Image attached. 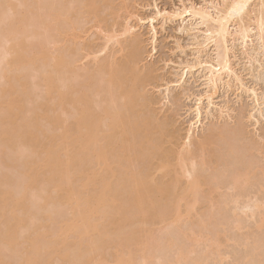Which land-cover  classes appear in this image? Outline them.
Masks as SVG:
<instances>
[{
    "label": "bare ground",
    "instance_id": "6f19581e",
    "mask_svg": "<svg viewBox=\"0 0 264 264\" xmlns=\"http://www.w3.org/2000/svg\"><path fill=\"white\" fill-rule=\"evenodd\" d=\"M129 1H133L134 3L136 1L142 2L143 0H0V52L1 54L3 53L0 58L6 56V58L4 57L5 66L2 74L5 82L3 84V87H1L2 85L0 86V144H3L4 147V144H9L10 140L14 139L15 137L16 139H14L13 141H15L16 143L17 140L18 143L22 146L27 144L28 146H26L28 148H23H25L30 153L34 151H31V149H35L34 147H36V141H40L39 138L42 141L43 138L45 140V137H47V141H42L45 144H43V146L39 145L40 148L43 147L41 151H39V154L41 155V158H39L41 163L44 164L43 168L49 167V176L47 177V181L51 180L49 182L53 183L54 190L56 191L55 192L52 190L51 193L57 194L58 192L57 196H53L54 194L51 195V193L49 192V196L48 192L44 193V188H40L39 190H41V192L42 190L44 191L41 193L42 195L40 194V192V195L35 194L36 192L34 193L36 196H39V200L37 197L33 196V193L32 195H30L33 190V186L35 185V177L40 170V166L38 165L37 161L29 158V154V156H23L25 161L24 163H22L23 160L21 162V165L23 166H21L22 170H20V175L23 176L21 178L22 183H20L23 186L20 185V183L18 185H20L21 187L17 186L20 188V192H18L19 188L13 187L12 184H9L13 182L12 179L11 182L10 179H7L9 180V182H3L2 179L6 180L7 177L3 176L1 178L0 176V184L1 182L3 183V186H1L2 184L0 185V187H2V190H0V203H3L4 205L7 204L5 206H7L8 208L10 206V209L8 210L11 212L8 214V217L12 219V221H8V229L6 227H2L6 225L5 221L8 220V217L5 213L2 214L1 212V209L4 212L5 209L3 208L5 206L1 207L0 214L7 218H5L4 221V217L1 216L2 219L0 218L1 224L4 223L2 226L0 224V231L2 228L4 229V231L2 230L3 232H0V236L5 232L3 234L4 236H1V238L3 239L0 238V241H2L4 244H2L1 242L0 243L4 250L8 249V247H12L10 250L13 251L16 248L14 250L15 252H11L14 253L13 256H16L17 253V256L20 257H18L19 261L16 260L18 258L14 259L16 260V262L13 260L15 264H33L34 262L36 264L39 262V257L41 258V254H44L45 250V254L42 255L43 260H45L44 258L48 256V254L49 256L51 253L53 254L50 256L51 260H49L50 258L46 257L48 259L46 262L44 261L46 264H53L55 260L52 259H56V256H59V261L64 260V257L66 260L68 259L66 258V256H71V251L65 250L66 248H64V245H67V243V249H71V247H68L70 246L69 243L71 244V246L77 244V250L79 252L76 251V264H78L79 261L80 264L81 260L83 261V264H105L106 260L105 256H103L105 255V253L102 251L101 247H103V249L109 248L108 244L111 242L114 243V241H117L118 239H120V243L123 242L122 245L124 244L123 240H129L130 233L131 235L133 233L129 231V228H131V226L133 225V221H131L130 217H137L138 213L141 216H144L146 214L148 217L147 213L149 212L151 218L154 214L152 220L155 221L158 219V217L154 219L157 214L155 215V211L153 210H157V206H162V208H159L156 213H158L159 215L161 212H164L162 213L163 216H161L163 218L166 213L170 212L173 214L172 217L176 218L175 221H177V219L179 220L178 213L180 211V208L182 207L181 201L185 202V212H189L193 201H197L196 197L198 196L199 192L197 194L196 192L200 191V186L202 187L201 181L203 183L205 182V184L208 182V180L204 177V179L202 178L203 180L197 177L199 176V172L196 170H200V168L206 166L202 164L211 162H204V160H208L205 157L207 155L206 152L208 150V144L212 142L210 136L212 134L209 133V135H202L201 137H199V139L195 140L196 142L193 141L196 143L193 144L191 138L193 130L199 128V125L202 124L203 113L205 118H207L208 115L212 112V110L210 109L212 105V98L219 90V87L221 86L220 84H222L223 86H227L230 84L229 82L231 78L234 77L235 81L240 82L239 84L241 86L243 85L241 79L234 71L232 61L230 59V54H232L233 51L231 47H229L228 41L230 40V38L232 41L234 40V38H237V40L239 39L241 41L240 43H242V45L246 47L247 42L250 40V33L254 28L255 30H257V32L255 33H258L257 35L259 36V38H263L264 15L263 17H258L256 21L254 19H250V23L251 20L253 24L255 22L254 27H252V24H246V21L244 22V20L246 19L244 18V16H249V14L251 13L248 11L249 3L251 1L254 2L255 0H203V3H201L202 1L200 2L201 4H196L188 0H186L188 1V4H185L186 2L184 0H179L182 3L181 7H179V5L174 6L169 10H167L166 8L159 9L158 5L154 3L155 12L153 11V15L142 16L140 14L141 16L138 17L139 11L137 9L135 11L131 7L133 3ZM262 3H264V0ZM17 6L20 7V9L18 8L19 10L17 9ZM135 12L137 14H135ZM106 14L110 16H108L109 19L112 16L111 21H113L114 18L115 20L113 22L110 21L109 23H107V21L109 20L106 19ZM133 15H137V18H132ZM257 15L258 13H255V15L252 16L256 19ZM120 16L121 19H124L125 23L120 22ZM252 16L250 15V17ZM117 17L118 21L120 20V24H118L119 22L116 21ZM131 18L134 19V22L137 19V22L139 24L141 23V25L147 21L146 23L150 24L153 39L156 33L154 21L159 20L164 22L167 20H178L183 23L187 19V21H190L191 25L194 26V28L190 29H195L196 32L201 34L200 36L202 39H196L197 42L195 44L194 50L198 55L194 63L185 64L181 76L176 80L171 79L172 81H165V89H170L168 87V84H171V82L174 83L176 87L178 86L179 88H182V82L184 81V79H182V75L184 73L192 74L193 70L201 72L202 82L206 89L203 92L198 93V95L195 97L194 106L192 107V109H190L193 113V118L189 122L188 127L183 135L179 132L180 129L176 130L178 128L175 124L174 125L176 127L172 125V117L168 116L167 118H165V120H161V123L158 119L154 118L157 112L155 110L156 108L154 109L155 106H153L152 104L156 102L153 101L154 99L151 100L153 98L150 95L151 93H148L149 95H147L148 90L146 91L144 87L145 85L147 86V84L150 85L151 83H153L154 85L155 82L157 83L158 78L156 77L157 75L154 76L155 74L153 73V69H147L150 71H146L145 76L139 75V73L141 72L139 70L140 66H138L140 64L138 63L141 62L144 58V50L146 49L144 48L145 44H143V39L140 37V35H138L139 33L136 29V26H138L139 24L136 22L137 24L134 25L135 23ZM83 20H87L86 24L88 23L90 29L96 28L98 33L95 32L96 34H94L96 36L99 35L98 38L101 39V41L99 39H97L99 41H93L99 43L90 41L89 43H86V40L91 37L92 33L91 35L89 34L88 39H86L87 37L85 38V43H83L84 41L82 42V38V46L81 44L79 46V42L75 41L78 38L80 39V34H85V32L87 34V31L89 30V28H87L88 25H85L86 27L83 26ZM6 21L7 23L2 24V26L1 23H5ZM128 21H131V23H129ZM80 28L82 29V31H79L81 30ZM83 28L85 29L83 30ZM77 33H79V36H77ZM69 36H73V40L68 38ZM68 39L72 41V43ZM59 40L61 42L59 43L60 47H56L57 51H54L55 53H51L53 51L49 52V43L55 41H57L58 43ZM4 42H6V44ZM66 42H70V46L73 48L69 47V44L68 46H66ZM111 42H113L112 44H115L117 47L116 50H114V47L112 50H110L111 53L114 52L113 55H115V52H118V50L120 51V53L121 51L125 53H121V56L123 57L124 55V58L122 59L121 57L120 60H118L119 62H117V58H115L114 56V58L110 57L111 59L109 60H101V58L99 57L100 54L108 52L109 44H111ZM72 44H75L76 47L75 45L72 46ZM67 47L70 48V51ZM151 49L152 51H154L155 46ZM209 49H211V51L213 52L214 57H208V59H204L203 54L204 52L207 53ZM78 51L81 53L78 54ZM72 55H76L74 59H72L74 57H72ZM81 57H85L87 59L89 57L92 60H96L99 57L100 59L98 60L100 61H95V66H93L94 68L91 66L92 69H87V71L91 69L90 71L87 72L86 70H83L82 72V69L80 70L75 65V61L79 60ZM1 60L0 61L3 62V58H1ZM10 61H13V63H10ZM78 62L79 61H77V63ZM36 66L37 68L42 67L40 68L42 70H37ZM23 68L26 69L23 70ZM29 68L30 70L32 68L34 70L36 69V71L38 72L41 71L39 72L40 75L36 74V81L39 80L38 84H42L45 88L44 94L48 99L45 97L44 98L49 102H45V106L42 105L44 104V102H42V104L39 103V105L41 104V106L37 105L38 107H34V113H31L32 115H34L36 111L40 113H36L37 115H34L33 117L29 116L26 118L24 114L27 110L30 113V109H25L27 108L25 107L23 114V107L26 106L27 101H32L31 98H29L30 96H32L29 93L30 87L29 85L28 88L26 86V83L29 84V82L28 80H25L28 79V73L26 72H28ZM81 68L84 67L82 66ZM85 71L87 72L86 75ZM79 77H83L84 80L80 79L79 81ZM144 90L146 91V93ZM246 91L249 90L246 89ZM251 92L254 97L257 96L255 94L254 88L251 90ZM28 94H30L29 97ZM177 97L178 95H176L174 99L177 100ZM204 100H206L205 104ZM150 105H152L153 107H151ZM158 107L160 108V106ZM38 108L42 109L39 110ZM34 109L37 110L35 111ZM152 109H154L155 112H153ZM217 109L215 110L219 113L217 116L221 117L224 112V108H219L218 110ZM159 116L160 115L156 117L160 118ZM214 117L215 115H211V118ZM39 118L42 120H40ZM69 118H71L72 121L69 120ZM44 119H46V121H44ZM37 121L38 124H40L41 128L39 126V128L36 127L38 125L36 124ZM42 121L46 123L48 129H45L47 127L44 128L45 124L42 125ZM50 124L52 125V127H54L55 130L53 128H50ZM42 127L44 130L43 132H45L44 137L42 136V131V133H40L39 131V133H37L36 131L33 132L34 129L42 130ZM225 130V132L219 130L217 134V140H220L222 137L229 135L235 141L233 162L234 167L232 170V183L235 189V198L233 199V201H235L236 204V213L234 215L237 216V218L235 216V218L237 219L235 226L238 230H240L242 228L243 218H249L253 220L257 217V219H255L254 221L255 228L264 229V199L263 197L257 195V190L264 188V164L261 163V160H259V158L264 157V145H259L258 143L251 140L249 141L250 144L248 143V145L245 146L243 140L247 137V132L242 123L236 124L231 129L225 128ZM46 132H48V135L49 133H52L48 136ZM38 134H40L39 136H42L43 138L38 137ZM37 137L38 139H36ZM17 138H19V140ZM20 138L24 140V143ZM181 139L186 140L180 143L179 141H181ZM165 141L172 143L176 148L178 145H181V150L179 149L177 151L176 149L177 152L175 153L174 147H168L164 145ZM8 144H6V146ZM192 145H194V147ZM187 146L188 148L189 146L190 148L193 147L192 150L186 148ZM3 147L0 146V149H3ZM36 148H38V145ZM194 149H196V151H193ZM171 155H176V158L172 157ZM195 157L198 158L196 159ZM173 159L174 161H176L175 163L171 162V160ZM194 159L197 160L196 162L198 164ZM189 163L191 165L194 163L196 165L194 167H197V165L199 166L201 163L200 166L202 167H200L199 169L197 167L196 170L193 167V170L191 168V165H187ZM175 165H177L181 169H184H182L183 172L181 173V175L179 173L182 170L177 167V173ZM187 167L190 168L188 169ZM191 170H193V172L196 173L195 175L197 176H195L194 173L192 174ZM21 171H23V173H21ZM50 172L51 174L52 172H55V174H53V176H55H50ZM156 172H161L162 176L167 175L169 172H173L174 175L172 177V180L168 179L170 180L168 182L167 179H165L166 177L163 178L164 181H156V179H162V177L160 178L158 175L155 176L156 178L153 176ZM183 173L187 176H191L192 174L195 177H190L192 178L191 180L187 178L188 181H186L185 183V181L182 180L183 178L181 179V177H183ZM76 177H78L79 181ZM73 179H76L78 183ZM73 181L77 183V185H74ZM211 181L213 180H209V182ZM7 182L9 185L7 184ZM182 182L186 185H184ZM209 182L207 183L208 185L210 184ZM178 184L183 188L181 189V192L180 190L179 192H175ZM211 184L209 186H211ZM180 186L178 187L179 189ZM209 186L208 188H211ZM4 187H8V189L5 190L3 189ZM204 187H206V185ZM12 188H17L16 192H14L15 189L11 191ZM208 188L207 190H212ZM33 191H36V189L34 188ZM27 194L33 196L32 198L34 199L36 198L35 200L33 199V203L31 202L33 206L28 207V209L33 208L34 211H29L28 209L24 208L29 204L28 202V204L26 203L27 205H24V202H27L30 197L27 196ZM43 194H45L46 196H43ZM209 194L211 195L212 193ZM51 196L54 197L53 202L55 200V204H53L52 201L50 202V200L53 198ZM159 197L163 199L165 198V200H162ZM40 198L42 202H40ZM57 198L58 200L56 201ZM35 201L37 202L35 203ZM38 202L39 204H37ZM3 204L1 206H3ZM50 204L53 206V208L51 209L49 208L51 206ZM60 204L62 208H65V206L69 208L71 215H66V218L64 216V219L60 217L59 220L61 218L62 220L58 221V219H56L55 221L56 216L54 214L53 215L55 217L51 215L53 212H55L56 214V209L61 208ZM46 205H49L48 209H46ZM57 205H59V208ZM22 207L26 209V212H28L27 214L25 211V213L22 211ZM168 207L171 209V211ZM166 208L169 209L168 212L166 211ZM17 209L19 210V213H17ZM20 209L23 213L20 212ZM36 209L39 213H37ZM52 209L55 210L53 211ZM8 210L6 209L5 212L7 213ZM39 210L51 212L44 213L46 221L51 222V226L50 223L44 224L43 221V224H40L41 226L39 225V218H41V220L45 219L43 218V212H40ZM35 211L39 216L40 213H42L40 217L37 216V219L35 216ZM114 211L117 214V217H121V222H124L122 224L123 226L125 223L128 224L131 221V226H126L125 224L126 228H128V231L130 232H128L129 234H127L124 231V228L122 229V227L120 228L121 230L118 229V231H123V233H120L118 231H114V233L112 232V234L110 233L111 231H113L111 228H113L115 222L117 223V225H115L114 228H118L117 226L121 225L120 220L119 222H117L114 219L117 217L111 216L115 214ZM151 211H153L154 213L152 212L153 214H151ZM131 212H136L137 214H134L136 216L132 215L133 213ZM118 213H120L121 216ZM128 213H131V216ZM17 214H20V219L17 217ZM21 214L24 215L21 216ZM12 215L14 218L12 217ZM23 217H27L25 218L26 221H24ZM101 217L105 219L104 221L108 220V223L104 222V224H109L107 226L109 228L111 227V230L104 224L100 225V220H102L101 223H103V219ZM150 217H148V219H151ZM33 219H35V221ZM113 219L115 220V222ZM173 220L171 221V223L175 222ZM109 221L114 222L112 226H110ZM26 222L27 224H30H28L30 227H37H34L37 230L40 227L39 230H41V232H37L36 230V233H34V228L30 230L28 229V227L25 228L24 225H26ZM52 222L58 223L54 224L55 226H52ZM45 225L47 226L45 227ZM99 225L100 227L102 226L101 229L109 230H107L108 234L105 233V237L107 235H112V240L107 237L108 241L106 240L107 242L104 243L105 238L103 236V239H101V232L99 231L100 228H97V226ZM41 227H44V229H50L51 233H49L48 229H45L46 231L42 233L44 229ZM16 228L20 229L19 233L21 232V230L23 232L25 231L24 229H26L27 232H23V234L28 233V231H31L33 234H35L33 235L31 234V232H29L31 236H33L31 237L28 234L29 238L27 237V235H23V240L26 237L28 239H26L28 242L24 240V243H29V246L27 245L30 249L29 250L27 247L29 252L27 249L26 251L24 249L25 253H23L24 251L21 252L25 244L22 242V245H19L20 241L19 236L16 233ZM51 230H53V232ZM134 230H137L138 232V229ZM90 233H93L94 235L90 236ZM109 233L111 235H109ZM115 233H117V236L120 233V236H118L120 238H117L116 235L114 237ZM140 233L142 234V232ZM140 233L139 236H141ZM42 234H44V237L42 236ZM136 234L137 233L134 231L133 235ZM17 236L18 238L15 239ZM71 236L74 238V240H72L73 238ZM38 238H40V240L42 239L43 242L46 241L44 243H52L51 245L47 244V246L49 245L48 250L47 248H43L46 245H43L42 242L40 243V240ZM44 238L48 239L43 240ZM69 238H72V241H70ZM95 238H98V241H100V239L101 242L104 241L103 243L107 245V247L103 246V243H99L101 246L100 247L97 243L98 241ZM54 239H56V241H58L57 239H59L58 242H60L61 244L56 245H60L61 247L63 245V247L57 248L55 243L58 242L54 243ZM74 241L76 243H74ZM149 241L150 240H146L145 242H142L141 240L135 241L133 245L134 248H130V244H128L130 246L123 245L125 248H123L122 245L121 247L115 248L116 250H114L116 251V255L115 257H113L115 259V263L139 264V262H142V260L144 262L145 260L146 264V258L149 257V255L147 256V254H150L149 249L151 250L150 247L147 248ZM15 242L19 245V248L21 247V249L18 250L20 255L17 252L18 247H13V245H15ZM120 243L116 244L120 245ZM252 243L254 247L252 246L253 248L251 247V251L247 254V257L251 262L249 264H264V253H262L263 251H261V247L264 245V237H255L252 239ZM166 245L168 246V244ZM169 245L171 246L170 243ZM116 246L117 245H115V247ZM2 248L0 247V252L2 251ZM41 248L44 249V251L40 250ZM59 248L61 249L60 251ZM96 248H99L98 253H100V255L97 253ZM39 250L41 251V254L40 256H37V254L39 255L40 253ZM64 250L68 252L69 256L67 255V252H63ZM75 250L76 248L73 249L74 252ZM94 251H96V253H94ZM145 253L147 257L145 256ZM182 253L180 252L179 255ZM185 255L186 254L183 253L180 256H183L185 260ZM256 255L261 256L257 258ZM79 257L83 258L80 259ZM261 257L263 259H261ZM37 258L39 259L38 261ZM70 258L67 261L68 263L69 261L73 262ZM256 258L257 260H254ZM140 259L141 261H139ZM221 260L223 259L221 258ZM13 261H11V264H14ZM44 262H42V264ZM56 262H58V260ZM7 263L8 262H6L5 264ZM0 264H2L1 255ZM8 264H10V262Z\"/></svg>",
    "mask_w": 264,
    "mask_h": 264
},
{
    "label": "rangeland",
    "instance_id": "374dc122",
    "mask_svg": "<svg viewBox=\"0 0 264 264\" xmlns=\"http://www.w3.org/2000/svg\"><path fill=\"white\" fill-rule=\"evenodd\" d=\"M184 1L186 2L185 4H188V1H192V2H194L196 4H199L201 1H202L201 3H203V0H188V1L184 0ZM208 1H210V0H208ZM261 1L263 2V0H261ZM261 1L260 0H255L254 2L251 1L249 3L248 11L251 12V13L249 14L248 17L244 16V18H246L244 20V22L246 21L245 22L246 24L250 23V19H254L256 21L258 17H261V16L263 17V15H264V10H263L264 9V7H263L264 5L263 4L264 3H262ZM129 2L133 3V1H129ZM136 2L133 3L134 5L132 3H129V4H132L131 7L135 11H136V9L139 11V16L138 17H140L141 15L142 16H144V15L145 16L153 15L154 14L153 11L155 12L154 3L158 5L159 9L160 8L161 9H165L166 8L167 10H169L170 8L172 9V7H174V6H179L180 5L179 7H181V5H182V3L179 0H143L142 2H137V4H136ZM147 4H149V5H147ZM41 5H42V3H41ZM260 5L261 6L263 5L262 6L263 9H262V7ZM18 8L20 9L19 6H17V9ZM258 11L260 12V14H259ZM255 13L256 14L258 13L257 17L255 16L256 19L253 17L255 15ZM261 13H262V15H261ZM135 14H137V13L135 12ZM250 15L251 16L253 15V16L250 17ZM108 16L109 15L106 16V19L109 20V21H107V23H109L112 20L111 19L112 16H111L110 19H109L110 16L109 17ZM136 16L137 15H135V16L133 15L132 18H134V17L137 18ZM119 19L121 20V21L119 20L120 22H124V19L122 18L123 19L122 20L121 16L119 17ZM114 20H115V18H114ZM7 21L5 23H1V25L2 24H6ZM83 21H84V25L83 26L86 27L85 25H88V23L86 24L87 20L86 21L83 20ZM113 21H111V22H113ZM116 21H118V17L116 18ZM132 21L134 22V19H132ZM120 22L118 24H120ZM128 22L131 23V21H128ZM136 22H137V19L134 22L135 24L134 23L133 24L136 25L138 23V22L137 23ZM146 22L144 24H142V25H141V23L140 24L138 23L139 25L136 26L137 27L136 29H137L139 34L137 32L136 33L138 35H140V37L143 39V44H145L144 48L146 49V50H144V48H143V50L145 51L144 55H143L144 58L142 59L141 62L138 63L140 65L137 64L138 66H140L139 70H140L141 73H139V75L140 76H145V72L146 71H150V70H147V69H151V70L153 69L154 70L153 73L155 75L153 73L152 74L154 76L157 75L156 76L158 78V79L156 78L157 79V83L155 82L154 85H153V83H151L152 86H151V84L150 85L147 84V86L145 85L146 88L144 87V89L146 91L147 90L149 91V92L147 91V95H149L151 93L150 95L153 97L151 100L154 99L153 101L156 102V103L152 102L154 104L151 103L153 106H155L154 109L156 108L155 110L158 113V114L156 113L157 115L155 114L154 118L158 119L160 121V123H161L162 122L161 120H165V118H167L168 116L172 117L173 118L172 125L174 127L177 126V128H178V129H176V128H174V129H176V130L180 129L179 132L183 135L185 133L187 127H188L189 122L193 118V113L191 112L190 109H192V107L194 106V102H195L194 99L198 95V93L203 92L206 89L205 86L203 85V82H202L201 72H198L197 70H193L192 74L191 73H186V74L184 73L182 75V79H184V81L182 82V84H183L182 88L181 87L179 88L178 86H177L178 87L177 88L175 86V84L171 82V84H168L169 85L168 87L170 89H165V87H166L165 81L166 80H170V81L176 80L177 78H179L181 76L185 64H187V63L193 64L194 63V61H195V59H196V57L198 55L196 53V51L194 50V48H195V44H196L197 40H201L202 39L201 36H200L201 34L196 32L195 29H190V28H194V26L191 25L190 21H187V19L183 23H181L178 20H176V21L167 20L165 22L159 20V21H154V26H155V29H156V31H155L156 33H155V36H154V39H153L152 31L150 29V24L146 23ZM90 24H91V20H90ZM250 24H252L251 26L254 27L255 22L253 24V22L251 20ZM89 27L90 26L88 25L87 28H89ZM84 29L85 28H83V30ZM188 29H190V30H188ZM95 30H96V28H91V29L89 28V30L87 31V34H86V32H85V34L82 33L83 35L80 34L81 35L80 39L78 38L75 41H78L79 42L78 44L80 46L82 38H83L82 42L84 41L83 43H85V40L89 38L88 37L89 34L91 35V33H92L91 37L88 40H86V43H89V41L90 42H94L95 40L99 39L98 38L99 35L98 36L95 35L96 33H98V31L97 30L95 31ZM79 31H82V29L79 30ZM140 32L143 35H141ZM255 32H257V30H255V28H254L252 30V32L250 33V40L251 41L249 40L247 42L246 47H244L242 45V43H240L241 41L239 39L237 40V38H234L233 41L230 38V40L228 41L229 47H231V49L233 51L232 54H230V59L232 61V65H233L234 71L237 74V76L241 79V82H242L243 85L241 86L239 84L240 82L235 81L234 77L231 78V80L229 82L230 83L229 85H227V86L224 85L223 86L222 84H220L221 86L219 85L220 86L219 90L217 91V93L212 98V105L210 107L212 112L208 115L207 118H205L204 113H203L202 124L199 125V128L194 129L193 133H192V137L191 138H192V143L193 144H196L195 140L199 139V137H201L202 135H204V134H208L209 135V133L212 134V135H210L211 139H212L211 140L212 142H210V144H208V150L205 149V150H207V152H206L207 155L204 153L206 155V157H205V155H204V157L208 159V160L205 159L204 162H206V161H208V162L211 161V162L207 163L208 165L206 163L202 164V165H206L205 167L200 166L201 163H200L199 166L197 165L198 169L200 167H202V168H200V170H196L197 167H194V166H196L194 163H193L194 165L193 164L191 165L190 163L187 164V165L188 166L191 165L192 167L191 166L190 167L193 170L195 168V170L199 172V176H197V175H195L196 173H194L193 170H191V173L192 174L194 173V175L199 177L201 180L206 178L208 180V182L211 179L213 181L214 180L215 181L214 182L211 181L212 184H211V182H209L211 184V186H209L210 184L209 185L207 184L208 182L205 184V182L203 183L201 181L202 187L201 186L199 187L200 191L196 192V194L199 192L198 196L197 195H196L197 197L195 196L197 201H193V204L191 206V209H189V212L188 211L185 212V210H186L185 207H184L185 202L181 201L182 207L180 206L181 208H180V211L178 213L179 220L177 219V221H175L176 220L175 217H172L173 214L168 212L169 209H170L169 207H168L169 209L166 208V211L168 213H166V215L162 218L161 216H163L162 213H164V212H161L160 213L161 215L160 214L158 215V213H156V211H158L159 208L161 209L162 206H160V207L157 206L156 207L157 210H153V211H155V215L157 214L156 217H154V219H156L158 217V219L155 220V221L152 220L153 216H154V214H153L154 212L153 211L150 212L151 214H153L152 218L150 217L151 215L149 214V212L147 213L148 217H150L151 219H148L146 214L144 215L145 216V218H144V216L142 215L143 216L142 217L141 215H139V213L137 214L136 212H131V213H133L132 215L137 214V217H133V218L130 217L131 221H133L132 222L133 225L131 224L132 226L130 225L131 221L128 224H126V223L125 224H126V226L130 225L131 228H129V231H131L133 233L135 231L137 233L136 235H133V233L131 235V233L128 231V228H126L125 224H124V226L122 225L124 222L123 223L121 222V217H117V214L115 213V211H114L115 214L112 213L114 215L110 214L111 216L117 217V218H114V219L117 222H119V220H120V223L122 225V226L121 225L117 226L118 228H114L115 225H117L115 220L113 219L114 222H115L114 225H113L114 222H112V221L110 222L109 221L110 226L113 225V228L110 227L113 230V231L110 232L111 234H112V232L114 233V231L115 232L118 231V229H120L121 227H122V229L124 228V231L127 234L130 233L129 240H127V241L123 240L124 241V244H123L124 246L125 245L126 246H130L131 245L130 248H134L133 245H134L135 241H140L141 240L142 242H145L146 240H150L149 243H148L147 248H149V247L151 248V250L149 249V252H150L151 256L148 253L147 256L149 255V257H147L146 253H145V256L147 257V258L145 257L147 259V263L146 264H249L251 262L248 259L247 254H248V252L251 251L250 249L253 246L252 239L255 238V237L256 238L257 237L258 238L259 237L262 238V236L264 237V229H256L255 228V222L254 221H255V219H257V217L255 219H253V220H251L249 218L248 219L247 218H243L242 219L243 220L242 228L240 230H238L236 228V226H235L236 220H237L236 219L237 216L234 215L236 213L235 212V210H236L235 209V205L236 204H235V201H233V199L235 198V189H234V186H233V183H232V173H233L232 170H233V167H234L233 166V162H234L235 141L229 135L222 137L220 140L219 139L217 140V134H218L219 130H222V131L225 132L226 131L225 128L226 129H231L236 124L242 123L244 125V127H245L246 132H247V137L244 138V140H243L244 145L247 146L248 143L250 144L249 141H251V140L256 142V143H258L259 145H264V39H263L264 37L263 38H259V36L257 35L258 33H255ZM77 36H79V33H77ZM95 37H96V39H95ZM68 38L73 40L72 39L73 36H69ZM99 40L101 41V39H99ZM99 40H97V41H99ZM57 41L49 43V46H48V47H50V48H48V49H50L49 52L53 51L51 53H55L54 51H57L56 49L60 47L59 43L61 41L59 40L58 43H57ZM67 42H66V46H68V44H69V47H71L70 44L72 43V41H70L71 43L70 42L67 43ZM4 43L6 44V42H4ZM94 43H99V42H94ZM112 43L113 42H111V44ZM82 44H81V46H82ZM111 44H109L108 52H105L106 54L105 53L100 54L99 57L101 58V60L102 59H106V60L108 59L109 60V59L115 57V58H117V62H119L118 60H120V58L122 57L121 53L123 51H121V53H120V51L118 50V52H115V55H113L114 52L111 53L110 50H112L113 47H114V50H116L117 47H116L115 44H112V45ZM74 45L72 44V46H74ZM113 45H115V46H113ZM154 46H155V49H154V51H152L151 48L154 47ZM5 47H6V45H5ZM69 47H67V48L70 51ZM75 47H76V45H75ZM71 48H73V47H71ZM80 53L81 52L78 51V54H80ZM110 53H111V55H110ZM0 54H1V52H0ZM2 54L0 56H2ZM73 56L74 55H72V57ZM75 56L72 59H74ZM4 57L6 58V56L1 57V58H3V62H1L2 60L0 58V60H1L0 61L1 62L0 63V86L2 85L1 87H3V84L5 82L4 81L5 79L2 76L3 69H4V66H5ZM89 57H88V59L85 58V57H83V58L81 57L79 60H77V61H79L78 63H77V61H75L76 62L75 63L76 67H78L80 70L82 69V72H83V70L87 71L88 68L92 69V67L95 66L94 63H96L97 61H100V60H98V59H100L99 57L96 60H92ZM208 57L209 58L214 57L213 52L211 51V49H209L207 51V53L204 52V54H203V58L204 59L205 58L208 59ZM123 58H124V55H123L122 59ZM10 63H13V61H10ZM87 63H88V65H87ZM39 66H41V65H39ZM82 66L84 68H81ZM87 66H90V67H87ZM36 68H37V66H36ZM40 68H42V67H40ZM40 68H37V70H39ZM24 69H26V68H23V70ZM23 70H21V71H23ZM29 70H30V68H29ZM29 70H28V72L25 71L26 73H28V75H27L28 79H25V80H28V82H29V84L26 83L27 84L26 86H27V88H28V85L30 87L29 93L32 96L29 97L30 94H28V97L31 98L32 101H27L26 102V106L23 107V114H24V110L25 109H30L29 110L30 113L27 110L25 112V114H24L26 116V118L29 117V116L33 117L34 115H37L36 114V113H38L36 111L37 109H34L36 111L34 115H32V113H31V112L34 113V111H33L34 107H36L37 105L41 106L42 102H44V104H42V105L45 106V102L46 103L49 102V101H47L45 99V98H47L46 95L44 94L45 93V91H44L45 88L43 87L42 84H38L39 80H37L38 82L36 81V78H37L36 74H39V72H41V71L38 72V71H36V69L34 70L33 68L30 71ZM40 70H42V69H40ZM90 70H88V71H90ZM86 71H85V75L88 72V71L87 72ZM16 72H17V70H16ZM78 79H79V81H80V79L84 80L83 77H79ZM253 88L255 90V94L257 95L256 97H254L252 92H251V90ZM246 89L249 90V91H246ZM146 91H145V93H146ZM165 95H166V97H165ZM176 95H178L177 100L174 99V97ZM39 103H41V104L39 105ZM205 103H206V100H204V104ZM23 105H25V104H23ZM152 105H150V106L153 107ZM44 106H42V107H44ZM158 106H160V108ZM221 106H223V107H221ZM25 107H27V108H25ZM68 108H70V107H68ZM217 108L218 109L219 108H222V109L224 108L223 109L224 112L221 115V117L217 116L219 114L218 111H215ZM38 109L40 110L42 108H38ZM154 109H152L153 112H155ZM68 115H67V117H68ZM158 115H160L159 116L160 118L156 117ZM211 115H215V117L211 118ZM71 118H72V116H71ZM71 118H69V120H71ZM40 120H42V119H40ZM44 121H46V119H44ZM67 123H69V122H67ZM36 124H38V121L36 122ZM43 124H45L44 128L47 127L45 129H48V126L46 125V123L42 121V125ZM48 124H49V122H48ZM38 126L41 128L40 124H38L36 127H38ZM50 128L54 129V127H52V125L50 126ZM53 129H51V130H53ZM35 131L37 133H39V132L42 133L44 130H43V127H42V130H40V129L39 130L38 129L35 130L34 129L33 132H35ZM46 131H48V130H46ZM44 133L45 132L42 133L43 137L45 136ZM46 133L48 135V132H46ZM51 133H49V135ZM39 135L40 134H38V137H42V136H39ZM35 137H36V135H35ZM38 137L36 139H38ZM46 138L47 137H45V140H46ZM14 139H16V138L14 137ZM14 139L10 140V142L13 141ZM17 139L19 140V138H17ZM21 140L24 143V140L23 139H21ZM39 140L41 141L40 138H39ZM45 140H44V138L42 139V141H45ZM185 140L186 139H184V140L181 139V141H179V142L181 143V142H183ZM40 141H36V145L35 146L37 147V145H38V148L34 147L35 149H31V151H33V150L34 151L30 152V153L25 148H23V147H27L28 145L25 144V145L22 146L21 144L18 143L17 140H16V143H15V141H13L11 143L9 142L10 145L8 143H6L9 146L8 145L6 146V144H4L5 146L3 147V144H0V146L3 147V149L1 148L2 150L0 149L1 150L0 151V176H1V178L3 176L7 177L6 180L2 179L3 182H5V181L9 182V180H7V179H10V182H11V179H12L13 182H11L9 184H12L13 187H17V186L21 187L20 186V185H22L21 184L22 183L21 178L23 176V175L22 176L20 175V170H22L21 166H23V165H21V162L23 160L22 163H24L25 159L23 158V156L25 157V155L29 154L30 155L29 158L30 159H34V161H37L38 165L40 166V168H39L40 170L36 174V177H35V182H34V184H35L34 186L35 187L32 185L33 186V190L35 188L36 191H33V190H32V192L30 191L31 192L30 195H32V193L34 194L35 192H36L35 194H39V192L41 194L42 192L45 191L44 193L48 192V195L50 196V193L52 192V190L53 191H55V190H54L53 183L49 182L51 180L47 181V177L49 176V174H48L49 167L48 168H43L44 164H42L41 161H40V158H41L40 156L41 155L39 154L40 153L39 151H41V149L43 147L40 148L39 145L43 146V144H45L44 142L41 141L42 142L41 143ZM193 141H195V142H193ZM164 145L168 146V147H174L175 148V153L180 149V147H182L181 145H178L179 147L177 146V148H176L175 146H173L172 143H170L168 141H165ZM190 146H191V144H190ZM190 146H189V148H188V146L186 148L192 150L194 145H192L193 146L192 148H190ZM176 149H177V151H176ZM193 151H196V149H194ZM173 155H171V156L172 157L176 156V155L175 156H173ZM174 159L171 160V162L175 163L176 161H174ZM259 160H261V163L264 164V157L259 158ZM196 161L197 160H195V162ZM175 166H176V172L178 173V171H177L178 170L177 169L178 166L177 165H175ZM44 167H46V166H44ZM179 169H181V168H179ZM183 170L182 171L179 170L180 171V173H179L180 175L183 172ZM23 171H21V173H23ZM53 174H55V172L54 173L52 172V174L50 172V176L51 175L53 176ZM192 174H191V176L190 175L187 176V175H184V173H183V177H181V179L183 178L182 180L185 181V183H186V181H188V179H190V180L192 179V178H190V177L194 176ZM156 175H158L160 178L162 177V179H160V180L156 179V181H164L163 178L166 177L165 179H167V182H168V181H170L168 179L172 180V177H173L174 173L173 172L172 173L169 172L167 175L162 176L161 172H156L153 176L155 177ZM76 178L79 181L78 177H76ZM179 179H180V177H179ZM73 180L78 183V181L76 179H73ZM182 180H179V181H182ZM8 182H7V184H8ZM75 182H74V185L75 184L77 185V183H75ZM19 183H20V185H18ZM182 183H181V186H182ZM185 183H183V184L186 185ZM1 184L0 185L3 186L2 182H1ZM204 184L206 185V187H204L205 186ZM12 185H10V186H12ZM179 186L180 185L178 184V187ZM181 186H180V189L178 187H176L175 192H179V190L181 192L182 191L181 189H183ZM208 186L211 187V188H208ZM213 186L215 187V189H214ZM5 187L3 189L7 190L8 187L7 188H5ZM19 187H17V188H19ZM1 188L2 187H0V190H2ZM17 188H12L11 191H13V189H15L14 192H16ZM40 188H42V189L44 188V191L42 190V192H41V190H39ZM207 188L208 189H212V190L209 191V190H207ZM257 191H258L257 195L260 196V197H263V199H264V188H261V189H259ZM18 192H20V188L18 189ZM209 193H212V194L210 195ZM35 194L33 196L37 197L38 200H39V196H36ZM57 194H58V192H57ZM57 194L51 193V195H53V196H57ZM30 195L27 194V196H30ZM205 195H208V196H205ZM33 196H30L31 198L29 197V199L27 198L30 201H28L26 199L27 202L25 201L24 205H27L28 202H29V204H28L27 207L23 206L24 208L28 209V207L33 206V204H32L34 202L33 201L34 198H32ZM43 196H46V195L43 194ZM53 196H51V197H53ZM40 197H42V196H40ZM159 198H161V197H159ZM53 199H54V197L51 200L49 199L50 202L51 201L53 202ZM161 199L165 200V198L164 199L161 198ZM40 200H41V198H40ZM49 200H48V202H49ZM57 200H58V198L56 199V201ZM190 200H192V199H190ZM37 201H35V203ZM0 202H1V200H0ZM40 202H42V200ZM54 202H55V200H54ZM54 202H53V204H55ZM30 203H31V205H30ZM2 204L0 203V208L4 207L5 205H7V204H5V205L3 204V206H1ZM37 204H39V202ZM8 206H9V204H8ZM48 206L49 205H46V207H47L46 209H48ZM57 206L59 208V205H57ZM60 206H61V204H60ZM5 207H7V206H5ZM5 207L3 209H5V210L6 209L7 210L10 209V206H9V208L8 207L5 208ZM49 208L51 209V208H53V206L51 205ZM23 209H22V211L26 212V209H24V210ZM164 209H165V207H164ZM5 210L3 212V210L1 209V212H2V214L5 213L7 215V217H8V214L11 211L8 210V212L6 213ZM28 210L29 211L30 210L34 211L33 208L32 209H28ZM56 210H57L56 214H55V212H53L52 215H51V216H54V215L56 216L55 221H56V219H58V221H60V220H62V218L64 216L66 218V215H68V216L71 215L70 209L67 208L66 206H65V208H62V206H61L60 209H56ZM22 211L20 209V212H22ZM39 211L43 212V218H45L44 213L50 212V211H43V210H39ZM159 211H161V210H159ZM163 211H165V210H163ZM170 211H171V209H170ZM184 212H185V214H184ZM17 213H19V210H18ZM27 213L28 212H26V214ZM35 213H36V211H35ZM37 213H39L38 210H37ZM37 213L35 215L36 219H37V216L40 217L41 214H42V213H40V216H39V215H37ZM109 213H111V212H109ZM131 213H128V214H130V216H131ZM118 214L120 215V213H118ZM19 215L17 214V217L20 219L21 217H19ZM22 215H24V214H21V216ZM1 216L2 215L0 214V218H1ZM134 216H136V215H134ZM235 216H236V218H235ZM2 217H4V216H2ZM7 217H4L3 221ZM12 217H13V215H12ZM60 217H62V218L59 220ZM25 218H27V217H23L24 221H26ZM101 218L103 219V223H101L102 220H100L101 222L98 221V222H100V225L104 224V222L108 223L107 222L108 220L104 221L105 219L103 217H101ZM134 218H136V219H134ZM39 219L41 220V218H39ZM144 219H146V220H144ZM170 219H172V220L174 219L173 221H175V222L171 223L172 220H170ZM33 220L35 221V219H33ZM40 220L39 221L37 220L39 225L43 224V222H44V224L50 223V226H51V222L46 221V218L41 220V222L43 221L42 223L40 222ZM110 220H112V219H110ZM8 221L10 222V221H12V219L8 217V220L5 221L6 225H4V226H2L4 223L1 224V222H0L1 226L3 228L4 227L7 228V225L9 224ZM50 221H52V220H50ZM33 222H32V224H33ZM56 223H58V222H52V224H53L52 226H55L54 224H56ZM106 223L104 225H106V226L109 225V224H106ZM28 224L26 222V225H24V226H25V228L28 227L29 230L35 227L34 225H33L34 227H30L29 226L30 224L29 225ZM100 225L97 226V228L98 227L100 228V230L98 229L101 232L100 237H101V239H103L102 237L104 236L105 242L104 241L101 242V239H100V241H98L97 240L98 238L97 239L95 238L98 241L97 243L98 244L99 243L102 244L103 242L106 243L108 241V238L110 240H112V238H113V237H111L112 235L110 233H109V235H111V236L107 235L108 234L107 233L108 229L104 228L106 230L105 231V230L101 229L102 226L100 227ZM36 226H37V224H36ZM46 226L47 225H45V227ZM3 228L1 229V231L2 230L4 231ZM35 228H37V227H35ZM41 228L44 229V227H41ZM49 228H51V227H49ZM133 228L134 229H138V232L140 230V232H142V234L139 232L141 236H139V233L137 232V230H134ZM22 229H23V227H22ZM39 229H40V227H39ZM39 229L38 230L35 229L34 233H36V230H37V232L38 231L41 232V230H39ZM45 229H48V228H45ZM45 229L42 231V233L46 231ZM52 229H53V227H52ZM19 230L20 229H17L16 233L19 236V241H20L19 245H22V242L24 243V240L25 241L28 240L27 239V237L29 238L28 234L31 236V234H33V233L31 231H28V233H26V234L24 233L25 235H27V237L23 240V235H24L23 232H27V230L24 229L25 231H23V232L21 230V232H22V233L20 232L21 234L19 233ZM48 231H49V233H51L50 229H48ZM51 231L53 232V230H51ZM54 231H55V229H54ZM29 232H31V234ZM118 232H120V231H118ZM121 232L123 233V231H121ZM105 233H107L106 237H105ZM117 233L114 234V237H115V235L117 236ZM120 233L118 234V236H120ZM3 234H1V236H4ZM33 235H35V234H33ZM93 235H94L93 233H90V236H93ZM1 236H0V238H1ZM18 236L15 239H17ZM42 236L44 237V234H42ZM118 236H117V238H120ZM31 237H33V236H31ZM117 238H115V239H117ZM1 239H3V238H1ZM38 239L40 240V238H38ZM46 239H48V238H46ZM46 239L44 238L43 240H46ZM69 239H68V241H69ZM71 239H70V241L74 240V238L72 240ZM54 240H55L54 243L59 241V239H57L58 241H56V239H54ZM119 240L120 239H118L117 241H114V239H113L114 243L109 241V242H111V243L108 244L109 248H104L103 249V247H101L100 244H99V246L102 248V251L105 253V255H103V256H105V260H106L105 264H116L115 263V259L113 258L116 255L115 254L116 253V251H115L116 249L115 248L121 247V245L123 243L122 240H121L122 243H120ZM0 242L2 244H4L2 241H0ZM41 242L43 243V245H46L43 248H47V250H48L49 249L48 248L49 245L47 246V244H50V243H44L46 241L43 242L42 239L40 240V243ZM1 243H0V247L2 248ZM17 243H18V241H17ZM17 243L15 242V245H13V247L14 246L18 247L17 248V252H18V250L21 249V247L19 248V245ZM74 243H76V242L74 241ZM104 243L102 245L107 247V245H105ZM116 243H120V245H118ZM169 243L171 244V246L169 245ZM56 244H61V243L58 242V243H55V245ZM128 244H130V245H128ZM166 244H168V246ZM27 245L29 246V243L25 244V246H23V248H22L23 250L21 252H23L24 249L26 251V249L28 247ZM43 245H41V246H43ZM67 245H68V243H67ZM67 245L65 244L64 248H66L65 250L71 251L70 252V254H71L70 257L71 258L67 257V256H66V258L72 259L71 261H73V262L69 261V263H68L67 262L68 259L65 260V257H64V260H62V261L60 260L59 261V259H58L59 256H56L57 257L56 259L55 258L52 259V260H55L54 262L53 261H49V262H53V264H76L77 262H76L75 256H77V252H79L77 250V244H75L74 246L73 245L71 246V244L69 243L70 246H68V247H71V249L70 248L67 249ZM115 245H117V246L115 247ZM123 245H122V247L125 248ZM24 247H26V248H24ZM56 247L58 248V247H61V246L60 245H56ZM62 247H63V245H62ZM73 247L76 248L75 252L73 251V249H74ZM11 248L12 247H8V249H6V250H4V248H2V251H1L2 253L0 252L1 259H2V264H5L6 262H8V263L10 262V264H11V261H13L14 259L19 257V256H17V253H16V256H13L14 253H11V252H13L16 248L13 251L10 250ZM28 249H29V247H28ZM98 249L96 250L97 253L99 252ZM261 249H262L261 251H263L262 253H264V245L261 247ZM29 250H28V252H29ZM40 250L44 251V249H42V248ZM60 250L61 249L59 248V251ZM65 250L63 252H67ZM179 250H180L181 253L183 251V253L186 254L185 257L187 259L185 258V260H184V257L180 256L183 253L179 255V253H180ZM25 251L23 253H25ZM96 251H94V253H96ZM45 252H46V250H45ZM45 252H44V254H45ZM103 252H102V254H103ZM145 252H146V250H145ZM40 254H41V251H40L39 255L37 254V256H40ZM44 254H41V258L39 257L40 260L37 258V261L39 260V262L36 263V264H39V263L42 264V262H44V261L46 262L48 260L47 258H50V256L53 255L52 253L50 254V256L48 254L49 257L46 256L47 258L45 257L44 258L45 260H43L42 259V255H44ZM98 254L100 255V253H98ZM19 255H20V253H19ZM67 255L69 256L68 252H67ZM21 256H23V255H21ZM103 256H101V257H103ZM260 256L256 255L257 258H259ZM19 258L16 259V260L19 261ZM79 258L81 259L83 257H79ZM221 258L223 260H221ZM257 258L254 259V260H257ZM138 259H137V261H138ZM261 259H263V258L261 257ZM16 260H14V261L16 262ZM49 260H51V258ZM57 260H58V262H56ZM14 261H13V263L15 264ZM139 261H141V259ZM45 262L43 264H46ZM65 262H67V263H65ZM79 262H78V264H79ZM81 263L83 264L82 260H81ZM33 264H35V262ZM48 264H52V263H48ZM139 264H145V260H144V262L142 260V262H139Z\"/></svg>",
    "mask_w": 264,
    "mask_h": 264
}]
</instances>
